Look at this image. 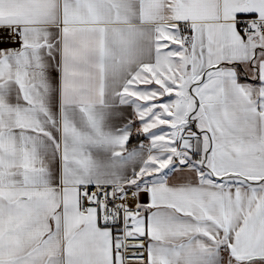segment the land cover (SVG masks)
I'll return each mask as SVG.
<instances>
[{"label":"snow or ice","instance_id":"6c2138e0","mask_svg":"<svg viewBox=\"0 0 264 264\" xmlns=\"http://www.w3.org/2000/svg\"><path fill=\"white\" fill-rule=\"evenodd\" d=\"M0 264H264V0H0Z\"/></svg>","mask_w":264,"mask_h":264}]
</instances>
